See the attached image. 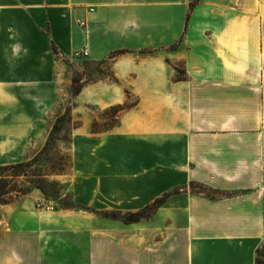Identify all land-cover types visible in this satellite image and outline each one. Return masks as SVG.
<instances>
[{"label": "crops", "instance_id": "0c3cea01", "mask_svg": "<svg viewBox=\"0 0 264 264\" xmlns=\"http://www.w3.org/2000/svg\"><path fill=\"white\" fill-rule=\"evenodd\" d=\"M80 38L91 59L116 54L115 75L141 98L100 139L88 123L75 134L74 150L83 137L85 153L98 158L101 199L89 204L130 213L170 195L130 224L2 206L0 264H256L264 0H0V166L28 160L50 129L68 80L62 58Z\"/></svg>", "mask_w": 264, "mask_h": 264}, {"label": "rangeland", "instance_id": "374dc122", "mask_svg": "<svg viewBox=\"0 0 264 264\" xmlns=\"http://www.w3.org/2000/svg\"><path fill=\"white\" fill-rule=\"evenodd\" d=\"M79 40L78 49L62 58L69 74L68 80L61 81L58 116L47 133L38 139L42 143L31 147L29 158L24 161L29 163L25 168L27 173L15 176L12 171H0V188L3 184L6 186L7 205L37 209L79 206L76 209L86 212L83 213L85 218L90 214L93 218H108L103 214L116 210H100L89 204L92 199H101L99 175L92 168L94 159L98 158L85 153L89 142L84 143L83 137L78 151L74 150L75 134L83 133L81 130L88 123L90 138L100 139L98 134L116 127L129 111L139 107L141 98L128 82L115 75L112 66L116 54L99 61L90 56H77L75 53L84 49L80 48L82 38ZM145 59L146 56L140 57L137 64ZM77 88L81 89L79 94L75 93ZM119 99L121 103H116ZM56 123L57 132L49 138ZM94 125L96 130H93ZM124 163L131 165L132 159L128 157ZM84 200L87 202L83 203ZM259 251L264 252V246Z\"/></svg>", "mask_w": 264, "mask_h": 264}, {"label": "trees", "instance_id": "16d2710c", "mask_svg": "<svg viewBox=\"0 0 264 264\" xmlns=\"http://www.w3.org/2000/svg\"><path fill=\"white\" fill-rule=\"evenodd\" d=\"M177 74H179V76L177 77L179 80H182V76L184 75V71L177 68ZM81 91L80 88H77L75 90L76 94H79ZM58 129V124L56 123L54 125V128L52 130V132L50 133V137L52 138L54 136V134L57 132ZM93 130H96V125H94ZM29 166V163H25V162H20V163H16V164H10V165H5V166H0V171H5V172H9L12 171L14 173L15 176H20V175H25L27 173L26 171V167ZM6 186L3 184L1 185V190H0V207L5 206L9 203L8 200H4V197L6 196V192H4V188ZM192 189L193 190H197V191H201L204 192L206 189V187L200 185V184H192ZM209 191L211 192V190L209 189ZM175 193V192H174ZM170 193L165 194L164 196H162L161 198H158L157 200H155L151 205L146 206L144 209L138 211V212H130V213H125L123 214L122 212L119 211H115V212H105L103 215L105 217H110L113 218L115 220H120L124 223L130 224V223H134V222H138L142 219H146L149 216L153 215L154 211L160 207L166 200L167 197H169ZM79 206H74V207H63L64 209H76ZM256 264H264V252L261 251H257V257H256Z\"/></svg>", "mask_w": 264, "mask_h": 264}, {"label": "built area", "instance_id": "2783aa9c", "mask_svg": "<svg viewBox=\"0 0 264 264\" xmlns=\"http://www.w3.org/2000/svg\"><path fill=\"white\" fill-rule=\"evenodd\" d=\"M91 11H92V9H91ZM78 23L83 28H85L87 26L86 20H79ZM75 54L77 56H89V50L87 48H84L81 52H76Z\"/></svg>", "mask_w": 264, "mask_h": 264}]
</instances>
